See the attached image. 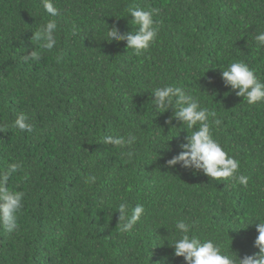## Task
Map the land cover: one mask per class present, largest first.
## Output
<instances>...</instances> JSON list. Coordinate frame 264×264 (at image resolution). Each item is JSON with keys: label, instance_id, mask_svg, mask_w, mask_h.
Wrapping results in <instances>:
<instances>
[{"label": "trees", "instance_id": "obj_1", "mask_svg": "<svg viewBox=\"0 0 264 264\" xmlns=\"http://www.w3.org/2000/svg\"><path fill=\"white\" fill-rule=\"evenodd\" d=\"M53 2L56 17L42 0H0V172L20 163L9 186L25 193L16 230L0 227V264H158L165 257L187 264L169 246L179 238L178 219L194 222L190 235L230 255L258 253L251 223L264 219V101L247 104L222 72L244 62L264 82V45L255 39L264 32V0ZM137 6L155 10L158 26L139 55L126 41L106 40L111 27H138L128 12ZM53 19L57 43L47 50L32 36ZM35 49L40 59L25 62ZM166 84L216 113L212 133L240 161L246 187L166 166L192 131L178 119L177 128L166 124L175 109L153 107L151 90ZM20 113L31 132L12 126ZM130 132L133 145L103 143ZM163 142L168 147L159 149ZM122 202L145 208L131 231L121 230Z\"/></svg>", "mask_w": 264, "mask_h": 264}, {"label": "clouds", "instance_id": "obj_2", "mask_svg": "<svg viewBox=\"0 0 264 264\" xmlns=\"http://www.w3.org/2000/svg\"><path fill=\"white\" fill-rule=\"evenodd\" d=\"M42 4L50 16L59 15V10L54 6L53 0H42ZM154 11L145 10L138 6L129 8L128 12L133 17L132 22L138 27L134 31L123 33L118 26L111 27L107 32L106 40L109 42L126 41L127 49L133 50L137 55L146 51L155 42L158 35V26L153 19ZM56 30V21L54 19L48 20L34 32L32 40L41 42L44 49L51 50L57 43ZM255 39L260 45H264V32L256 35ZM39 59L40 54L37 49L23 56L25 62L29 60L38 61ZM222 78L225 86H230L232 90H236V95L243 97L247 104L255 105L264 101V82L259 80L255 71L248 64L244 62L231 63L223 70ZM151 93L152 98L150 100L158 114L168 112L169 109H175L172 117L166 121L171 129L177 128L172 124V121L178 119L182 121L183 127L187 131L192 130L191 134L184 137L186 142L179 145L181 149L179 154L166 161L167 167L174 168L179 165L195 172L202 170L212 180L219 181L231 178L245 187L248 185L247 176L237 175L240 161L230 156L212 133L210 118H213L212 122L215 124L220 123L219 120L214 119L216 116L214 111L202 107L199 99L180 86L166 84L162 87L153 88ZM12 126L20 131L31 132L33 130L32 124L29 123V117L25 113H20L13 121ZM0 131L3 132V129ZM136 140L137 137L130 132L126 137L119 134L106 135L103 138V143L105 145L130 146ZM167 142H163L159 149L167 148ZM127 155L131 157L132 154L129 152ZM21 167L20 163H12L6 172H0V227L8 232H13L18 227V214L23 208L25 193L9 186L10 177ZM95 179L94 175L89 176L85 182L91 183ZM116 211L120 213L119 221L123 222L122 231H131L145 215V208L143 204L139 203L132 208H129L126 203H119ZM257 221L259 222L257 223ZM193 223H189L185 219H178L175 222V230L179 233V238L174 241L168 240L167 237L161 238V244L167 239L169 246L174 248L172 254L174 257H183L187 264H264V219L258 218L255 223H251L255 224L258 231L255 240V246L259 249L258 253L245 255L242 259L238 258L237 255H230L223 250L221 244L212 239L202 241L196 236L190 235ZM168 259L165 257L158 264H168Z\"/></svg>", "mask_w": 264, "mask_h": 264}]
</instances>
